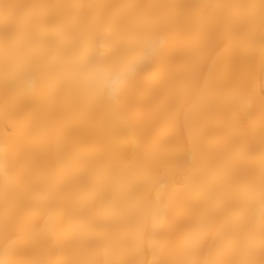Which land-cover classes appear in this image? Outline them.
<instances>
[{
    "label": "bare ground",
    "instance_id": "1",
    "mask_svg": "<svg viewBox=\"0 0 264 264\" xmlns=\"http://www.w3.org/2000/svg\"><path fill=\"white\" fill-rule=\"evenodd\" d=\"M0 264H264V0H0Z\"/></svg>",
    "mask_w": 264,
    "mask_h": 264
},
{
    "label": "snow or ice",
    "instance_id": "2",
    "mask_svg": "<svg viewBox=\"0 0 264 264\" xmlns=\"http://www.w3.org/2000/svg\"><path fill=\"white\" fill-rule=\"evenodd\" d=\"M121 83L120 78L117 76L116 79L113 81L114 85H117L116 87H113L112 90L110 91V95H112L113 97H115L116 95L119 94V87L118 85Z\"/></svg>",
    "mask_w": 264,
    "mask_h": 264
}]
</instances>
